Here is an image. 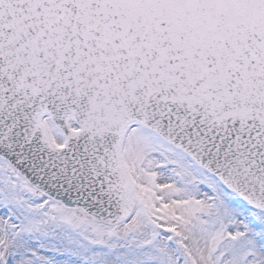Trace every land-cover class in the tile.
Here are the masks:
<instances>
[{"label":"snow or ice","instance_id":"snow-or-ice-1","mask_svg":"<svg viewBox=\"0 0 264 264\" xmlns=\"http://www.w3.org/2000/svg\"><path fill=\"white\" fill-rule=\"evenodd\" d=\"M0 264H264V0H0Z\"/></svg>","mask_w":264,"mask_h":264}]
</instances>
